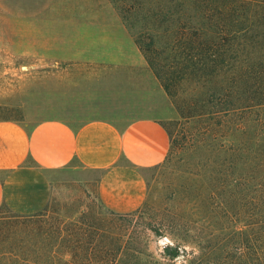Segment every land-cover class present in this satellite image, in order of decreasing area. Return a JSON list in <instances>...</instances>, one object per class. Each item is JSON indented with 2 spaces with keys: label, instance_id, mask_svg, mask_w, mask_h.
Instances as JSON below:
<instances>
[{
  "label": "rangeland",
  "instance_id": "rangeland-1",
  "mask_svg": "<svg viewBox=\"0 0 264 264\" xmlns=\"http://www.w3.org/2000/svg\"><path fill=\"white\" fill-rule=\"evenodd\" d=\"M253 86L264 96V0H0V119L152 116L169 135L163 159L136 169L143 199L129 211L105 206L79 168L52 172L41 209L1 207L0 264L233 257L264 160Z\"/></svg>",
  "mask_w": 264,
  "mask_h": 264
},
{
  "label": "crops",
  "instance_id": "crops-1",
  "mask_svg": "<svg viewBox=\"0 0 264 264\" xmlns=\"http://www.w3.org/2000/svg\"><path fill=\"white\" fill-rule=\"evenodd\" d=\"M169 147L163 124L138 116L124 125L89 118L76 125L46 118L31 125L0 119V208L17 213L41 209L50 195L52 172L88 170L96 177L100 201L114 211H129L143 199L137 168L161 161Z\"/></svg>",
  "mask_w": 264,
  "mask_h": 264
},
{
  "label": "trees",
  "instance_id": "trees-1",
  "mask_svg": "<svg viewBox=\"0 0 264 264\" xmlns=\"http://www.w3.org/2000/svg\"><path fill=\"white\" fill-rule=\"evenodd\" d=\"M251 93L247 96L245 108L252 110L256 116V128L257 131L251 137V142L255 143L257 147L262 150L264 154V114L262 113V107H264V96L262 95V87L253 86ZM249 89V88H248ZM247 91L249 92V90ZM258 141V143H256ZM260 167V172L255 178L257 183L251 188V195H248L249 203L257 204L258 209L254 212L248 213L247 228L242 233L244 241L241 239L235 242V245L231 248L234 252L233 257L230 259L215 258L204 262V264H264V160L257 165ZM252 180V179H250ZM249 180V181H250ZM261 190L259 198L256 196V192ZM257 207V206H256ZM177 251H171L169 255L174 257ZM187 259H185L186 261ZM189 261V260H188ZM107 264V262H105ZM110 264H117L111 262Z\"/></svg>",
  "mask_w": 264,
  "mask_h": 264
}]
</instances>
